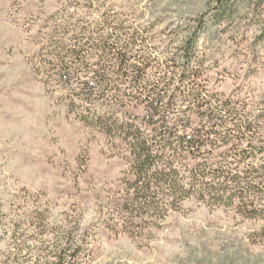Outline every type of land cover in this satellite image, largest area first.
<instances>
[{"label": "trees", "instance_id": "16d2710c", "mask_svg": "<svg viewBox=\"0 0 264 264\" xmlns=\"http://www.w3.org/2000/svg\"><path fill=\"white\" fill-rule=\"evenodd\" d=\"M245 2L207 0L204 11L169 33L110 0H65L49 17L42 81L67 94L71 111L80 109L77 119L103 134L127 165L96 195L98 223L58 238L49 264H91L109 235L151 240L190 199L263 223L248 237L264 246V101L215 87L222 75H234L233 65L243 69L246 61L237 59L253 49L232 31L234 48L220 39L210 53L199 49L206 31L235 26ZM245 16L247 30L258 19L264 40V0L248 1ZM219 55L231 67L214 75Z\"/></svg>", "mask_w": 264, "mask_h": 264}, {"label": "rangeland", "instance_id": "374dc122", "mask_svg": "<svg viewBox=\"0 0 264 264\" xmlns=\"http://www.w3.org/2000/svg\"><path fill=\"white\" fill-rule=\"evenodd\" d=\"M63 1L0 0V264L52 262L58 238L70 231L82 235L98 223L96 195L127 168L103 134L77 119L80 109L71 111L67 94L42 81L41 35ZM110 1L119 9L135 11L139 23L156 24L157 30L168 33L204 11L207 3ZM246 1L235 26L206 31L199 49L210 53L220 39L234 48L236 40L231 41L229 33H238L239 44L253 50L237 59L246 61L243 69L233 65L234 75H222L215 87L226 96L242 91L262 103L264 40L258 19L249 30L244 26L251 0ZM184 38L182 31L174 39L179 43ZM221 56L214 75L222 66L231 67L232 61ZM262 226L243 221L231 210L190 199L151 240L122 233L102 238L91 264H264V246L253 245L248 237Z\"/></svg>", "mask_w": 264, "mask_h": 264}]
</instances>
